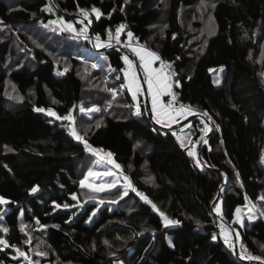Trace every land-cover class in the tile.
<instances>
[{
  "label": "trees",
  "instance_id": "16d2710c",
  "mask_svg": "<svg viewBox=\"0 0 264 264\" xmlns=\"http://www.w3.org/2000/svg\"><path fill=\"white\" fill-rule=\"evenodd\" d=\"M53 2L76 32L50 23L48 0H0V197L9 201L5 215L0 204L9 245H0V264H28L17 248L39 264H247L241 251L264 258V0ZM122 25L124 38L132 32L173 64L179 101L206 112L212 132L199 118L167 130L149 118L143 93L132 100L125 48L94 47ZM82 105L101 110L84 117ZM48 109L71 111L77 132L149 187L159 212L137 189L120 198L119 189L81 187L97 155Z\"/></svg>",
  "mask_w": 264,
  "mask_h": 264
},
{
  "label": "snow or ice",
  "instance_id": "6c2138e0",
  "mask_svg": "<svg viewBox=\"0 0 264 264\" xmlns=\"http://www.w3.org/2000/svg\"><path fill=\"white\" fill-rule=\"evenodd\" d=\"M212 7H215V5L213 4ZM44 10L51 11L52 10L51 5H49ZM91 12L95 14L97 19H99V17L102 15L100 10L96 9L95 7H93L91 9ZM80 14L84 17V19H88V17H89V12L85 11L83 9L80 10ZM0 23H2V21H0ZM50 23L54 24V25L62 26V30L66 29V30L71 31V32H76L77 31L73 27L72 23L65 22L63 19H59V20H56V21H50ZM123 27L124 26L122 25L116 31V40H117L118 43H119L120 32H121V29ZM80 32L84 33V32H86V30L85 29H81ZM127 36L129 38V40L133 39V33L132 32H128ZM84 38L88 39L87 35H84ZM173 38H175V37H173ZM111 39H112V36H111V33H110L109 34V40H111ZM96 40L100 41V36L99 35L96 36ZM108 46H110V44H108V43H98V44L94 45V47H98V48L99 47H108ZM132 51L134 53H136V55L139 57L140 62H141L140 63V67H142L143 70H144L145 78H146V81H147V84H148V92H149V94L151 95V98H152V109H151V112H152L153 118L155 119V122L157 124H161L163 127L170 128L173 123H176L178 121L179 117H181V116L186 117L187 115H197L198 114L195 110H193L190 107L185 106V105H180L179 108H176V107L173 106L172 103H168L167 105L162 103L161 102V97H163V96H171L173 100L176 99L175 94L171 90L172 86L168 82L169 78L171 76H174L175 73L174 72H169V73L165 74L164 71H163V68L166 67V66L163 65V64L161 65V70L160 71H156L155 69L152 68V63L154 61H157V60L161 59L158 54H156L154 52H151V51H144V50H142L140 48H133ZM123 60H124V63L126 65H128V68L124 71V78H125V81H126V87H127L128 91L131 93L132 100L136 101L137 100V95L141 91V87H140V84L137 81L135 72L132 70L133 69L132 62L129 60V58L127 56H124ZM92 67H96V65H93ZM167 67H170V65L167 66ZM117 78L119 79V77H117ZM176 83H177V85H179V81H177ZM36 111H45V109L37 108ZM81 111H84V109L81 108ZM88 111H90V112L91 111H97V109L92 108V109H88ZM47 113L49 115H51V116H56L57 119H63V120L69 121V123L73 125L72 128H71V135L73 137H75L76 140L81 141L84 144V147H85L86 150L95 153L97 156H100V158L102 160L105 159V156L101 155V153L103 152L102 149L93 148L90 144H88L87 140H85L84 137L77 132V130H76L75 126H74V121H73V117H72L71 111H69V113L67 115L63 116V117L57 116V114L54 111H52L51 109H48ZM135 114L136 115H140L141 114L140 107H139L138 104L136 106V113ZM202 115L203 116H207L208 114L205 112V113H202ZM210 119H211V117H209V120ZM202 123H204V121H202ZM98 126H99V123L97 124V127ZM205 129H207V124L206 123H205ZM173 135H175V133H173ZM178 139H179V137H178ZM201 139H203V137H201ZM182 146H183V142H182ZM188 155L189 156H195L196 153H195L194 150H190L188 152ZM106 157H107L108 163H111L117 169L120 168V165L117 164L112 159V153L111 152L106 153ZM197 163H199V161H197ZM111 174H112L111 172H107V171L104 172V175H106V176L107 175H111ZM95 175H97V173L94 172L93 170L89 169L88 175L85 177L84 180L80 181L81 187H85V186L90 187V188L93 187V185H91V184L86 185L85 181L88 179V177L95 176ZM124 179L126 181V186L124 188V191L119 193L120 198H123V196H126L128 194V189L129 188H131L132 191H136V189L132 186L131 180H129L127 176H125ZM106 187L109 188V189L116 187V181L115 180L112 181ZM37 190L38 189L36 187H33L31 189V192L35 193ZM95 190L96 191H102V190H104V186H101L100 188H97ZM137 195H139L141 197V199H143V200H145V201H147L148 203L151 204V201H149L148 198L144 194L137 192ZM72 199L75 200L76 197L73 196ZM246 199H247V197H246ZM260 199L264 200V196L260 197ZM113 202H115V201H113ZM6 203H9V201L5 200L3 197H0V204H6ZM57 207H59V205H57ZM64 207L67 208V207H69V205L66 204V205H64ZM152 207H153V209H156V205L155 204H152ZM214 210L216 211L217 214H220V208L218 206H216L214 208ZM236 211H237V213H239L240 209L237 208ZM249 211H252V209H249ZM93 215H95V213H93ZM161 216H163V213H161ZM0 218H2V217H0ZM251 219H253V217L249 216V220H251ZM164 220H165L166 224L176 223V221L168 220L167 217H164ZM236 222L240 223V225L243 227V221L242 220H240L238 218ZM36 223L39 224V221L37 220ZM0 231H3L5 233H7L8 229L0 227ZM237 238H238V234H237ZM213 239H215V237H213ZM224 241H225L226 244H229V247H233V245L229 241V236L227 234L224 235ZM105 243H108V242L105 241ZM0 245H4L5 247L9 246L7 240H4V239H0ZM15 251L17 252V255L19 257H23L26 261H28V264H39L38 261L33 262L26 255V253L21 251L20 249L17 248V249H15ZM36 254L39 255V256H44L45 255V253L39 252V251H37ZM13 258L15 259L16 257H13ZM241 258L242 259H247V260H258L260 262V264H264V258L253 256L251 254L246 255V256L242 254Z\"/></svg>",
  "mask_w": 264,
  "mask_h": 264
},
{
  "label": "rangeland",
  "instance_id": "374dc122",
  "mask_svg": "<svg viewBox=\"0 0 264 264\" xmlns=\"http://www.w3.org/2000/svg\"><path fill=\"white\" fill-rule=\"evenodd\" d=\"M55 5V4H54ZM56 6V5H55ZM61 19V18H60ZM78 19L82 22L85 21V19L83 18V16H79ZM53 21H56V20H53ZM86 22V21H85ZM69 23H72V22H69ZM73 24V23H72ZM54 25V24H53ZM74 27V25H73ZM75 28V27H74ZM52 29H58V26H55L53 27ZM51 29V30H52ZM125 32V29L124 27L121 29V32H120V36H119V40H121L123 38V34ZM90 38L93 40V37L90 36ZM127 41H135L134 38L132 40H129L128 36L127 38H125ZM101 40V39H100ZM45 49H47V47L45 46ZM260 52V51H259ZM258 52V54H259ZM257 54V55H258ZM259 59H261L260 55L258 56ZM213 76H214V83L217 85V86H220L222 83H223V75L225 73V68L224 67H218V68H213L211 70ZM97 106V107H96ZM81 108L84 109V111H81ZM92 108H95L97 109V111H88V109H92ZM152 109V108H151ZM99 110H101L100 106L98 107V105H93V106H90V107H84L83 105L80 106V115L84 116V117H92L94 116L95 112H98ZM195 110L198 114L195 115V118H199L201 120L204 121V125L202 127L203 131H209V132H212V128H211V123H209L208 120H206V117L202 115V112L200 110H197V109H193ZM194 116V115H193ZM205 123L207 124V129H205ZM186 125V124H185ZM184 126V125H183ZM178 127H182V125L178 126ZM177 127V128H178ZM205 139V137H203V140ZM194 143L197 144V146L200 144V140L199 141H195ZM190 150H194L195 151V148L191 147ZM189 150V151H190ZM106 153L108 152H102L101 155H104L105 156V159H101L100 156H97L96 159L94 160L92 166H91V170H93L94 172L97 173V175L95 176H90L88 177V179L85 181V184L88 185V184H91L93 185V187H87L89 188L90 190H92L93 192H98V193H105V192H110L112 190H115V189H119L121 192L124 191V188L126 186V181L124 179L125 175H123L120 171V169H117L115 168L111 163H108L107 161V157H106ZM195 157V156H194ZM113 159V158H112ZM114 160V159H113ZM197 160V159H196ZM89 171V170H88ZM111 172L112 174L111 175H104V172ZM88 175V172L86 173L85 177ZM84 177V179H85ZM83 179V180H84ZM129 180H131L132 182V186L137 189V191L139 193H142L144 194L147 198L152 196L153 195V192L150 190L149 187L147 186H143L141 185V183H139L137 181V179L134 177V176H131V177H128ZM116 181V187L114 188H107L106 186L108 184H110L112 181ZM101 186H104V190L102 191H96L95 189L97 188H100ZM131 189V188H129ZM128 189V190H129ZM37 192V191H36ZM149 201H151V205L154 204L152 200L148 199ZM150 204V203H149ZM4 206V209H3V215H5L6 213L9 212V208L7 206H5V204H2ZM217 206L221 209V203H218ZM157 206H156V209H154L155 211L159 212V210H157ZM249 216H252L251 214ZM21 218H23V215L21 216ZM238 218L240 219V215L238 213ZM237 218V219H238ZM168 219V218H167ZM169 220V219H168ZM166 225H169V224H166ZM225 230H226V233L227 235H229V241L231 243L232 241V235L230 234V229H228L227 227H225ZM0 239H3L0 237ZM241 253L243 255H247V253L245 251H241ZM258 263H260L258 261Z\"/></svg>",
  "mask_w": 264,
  "mask_h": 264
},
{
  "label": "crops",
  "instance_id": "0c3cea01",
  "mask_svg": "<svg viewBox=\"0 0 264 264\" xmlns=\"http://www.w3.org/2000/svg\"><path fill=\"white\" fill-rule=\"evenodd\" d=\"M124 35V34H123ZM127 38V37H126ZM100 41H102V42H104V43H113L114 45H119V46H121V47H124L125 48V50H127V52H128V54H125V56H127L128 58H129V60L132 62V65H133V71L135 72V75H136V78H137V81H138V83L140 84V87H141V91H140V93H143V95H144V92H143V86H142V81H141V79H140V76H139V73H138V69H140L141 70V72H142V76H143V79H144V81H145V83H146V86H147V90H148V84H147V81H146V78H145V73H144V70H143V68L142 67H140V59H139V57L136 55V53H134L133 51H132V49L133 48H140V49H142V50H144V51H151V50H149V49H147L146 47H144V46H142V45H140V44H138L136 41H132V42H130V41H127L125 38H124V36H123V38L121 39V40H119V43L117 42V40H116V33L115 34H113L112 35V39L111 40H109V38L108 39H106V40H100ZM151 52H153V51H151ZM161 65H162V63L161 62H159V60H157V61H154L153 63H152V68L153 69H155L156 71H160L161 70ZM128 68V65H126L125 66V70ZM164 71V70H163ZM164 73L165 74H167L165 71H164ZM169 83H170V78H169V81H168ZM148 96H149V100H150V105H151V108H152V98H151V95L149 94V92H148ZM166 96H163V97H161V102L163 103L164 102V98H165ZM193 115H187L186 117H184V116H181V117H179L178 118V121L176 122V123H173V125H176V124H178V123H182L181 125L183 126L184 125V127H189V125H190V123H191V121L193 120V118H194V116H193V118H190V117H192ZM154 119V118H153ZM155 120V119H154ZM186 124V125H185ZM172 126V125H171ZM178 134H180V133H178ZM177 134V135H178Z\"/></svg>",
  "mask_w": 264,
  "mask_h": 264
},
{
  "label": "built area",
  "instance_id": "2783aa9c",
  "mask_svg": "<svg viewBox=\"0 0 264 264\" xmlns=\"http://www.w3.org/2000/svg\"><path fill=\"white\" fill-rule=\"evenodd\" d=\"M49 5H51L52 10H51V11H47V13H48L49 15H51L52 17H54L55 20H59V19H60V16L58 15V13H57V11H56V8H55V5H54L53 0H48V6H49ZM118 28H120V27H118ZM107 30L110 31V28L107 27ZM161 63H162L163 65L166 66V67L163 68V70H164L166 73L174 72V71H175V70H174V66H173V64H172L171 62H168V61H161ZM169 65H170V67H167V66H169ZM170 84H171V86H172L171 90H172V92L175 94L176 99L173 100L171 96H166V97L164 98V104L167 105L168 103H172L173 106L176 107V108H179L180 105L188 106V105H186V104L181 103V102L179 101V99H178L177 92H176V90H175V78H174V76H171V77H170ZM188 107H189V106H188Z\"/></svg>",
  "mask_w": 264,
  "mask_h": 264
},
{
  "label": "water",
  "instance_id": "95a60500",
  "mask_svg": "<svg viewBox=\"0 0 264 264\" xmlns=\"http://www.w3.org/2000/svg\"><path fill=\"white\" fill-rule=\"evenodd\" d=\"M89 34H90L91 37L93 36V33H92V29H91V28L89 29ZM121 49H122V51H123L125 54H128L127 50H125V49H123V48H121ZM138 73H139L140 79H141V81H142L143 92H144V97H145V102H146V107H147L148 116H149V118L153 119V115H152V112H151L150 100H149V96H148L147 86H146V83H145V81H144V79H143L142 72H141L140 69H138ZM190 118H193V116L190 117ZM194 118H195V115H194ZM194 118H193V119H194ZM154 123H155V125H158L156 122H154ZM181 124H182V123H178V124H176V125H172L170 128H166V127H164V128L167 129V130H174L175 128H177V127L180 126ZM158 126H159V125H158ZM217 199H218V197L216 198L215 202L217 201ZM215 202H214V205H215ZM235 253H236L237 256L240 257V254H239V252H238V248H237V246H236V251H235ZM243 261L246 262L247 264H253V263H255V262H258V261H255V260H247V259H243Z\"/></svg>",
  "mask_w": 264,
  "mask_h": 264
},
{
  "label": "clouds",
  "instance_id": "9594fccd",
  "mask_svg": "<svg viewBox=\"0 0 264 264\" xmlns=\"http://www.w3.org/2000/svg\"><path fill=\"white\" fill-rule=\"evenodd\" d=\"M109 47V46H108Z\"/></svg>",
  "mask_w": 264,
  "mask_h": 264
}]
</instances>
